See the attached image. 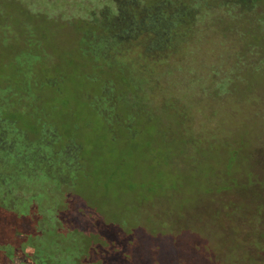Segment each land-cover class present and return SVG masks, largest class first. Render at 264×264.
Segmentation results:
<instances>
[{"label": "rangeland", "instance_id": "1", "mask_svg": "<svg viewBox=\"0 0 264 264\" xmlns=\"http://www.w3.org/2000/svg\"><path fill=\"white\" fill-rule=\"evenodd\" d=\"M110 1L0 0V85L20 69L31 31L46 59L33 85L49 77L47 71L59 72L64 83L48 92V103L34 101L45 104L60 127L61 117L73 118L85 151L75 198L68 195L72 208L95 220L96 229L112 225L110 236L120 238L118 251L105 252L101 244L104 264H236L239 254L230 255L226 245L264 263V249L233 233L241 227L239 212L259 205L264 217V0L206 1L195 38L160 68L150 109L121 115L131 120L126 129L92 115L85 91L71 88L86 66L66 22L85 21ZM213 32L219 36L212 43ZM200 61L219 68L211 73ZM213 79L222 82L225 96L208 99L198 90ZM252 155L253 166L246 167L244 158ZM85 228L95 232L92 224Z\"/></svg>", "mask_w": 264, "mask_h": 264}, {"label": "trees", "instance_id": "2", "mask_svg": "<svg viewBox=\"0 0 264 264\" xmlns=\"http://www.w3.org/2000/svg\"><path fill=\"white\" fill-rule=\"evenodd\" d=\"M206 1L111 0V5L90 12L85 21L66 22L77 33L76 51L86 66L71 88L85 91L90 113L107 118L110 128L126 129L131 120L128 124L123 120L124 112L134 117L150 109L158 93L160 68L181 55L195 38ZM217 34L212 43L217 42ZM31 36L30 31L23 42L20 69L7 85H0V251L26 264H104L101 244L105 252L118 251L120 238L110 236L112 225L100 224L103 229H96L95 220L72 208L68 195L75 198L74 180L83 175L85 151L73 132V118L61 117L60 127L44 111L45 104L34 101L48 103V92L58 89L62 78L57 71H47L49 77L43 74L42 82L33 85L44 73L41 64L46 66V59ZM238 57L245 61L242 53ZM197 65L211 73L213 66L219 68L215 62ZM222 85L213 79L198 90L214 99L226 95ZM52 110L49 106V113ZM253 160V155L244 158L246 167H252ZM259 207L243 214L238 206L232 211L234 216L238 213L235 221L241 226L234 227L233 233L261 252L264 217ZM88 224L96 233H89ZM226 251L243 255L242 249L227 245ZM247 264L264 263L249 259Z\"/></svg>", "mask_w": 264, "mask_h": 264}, {"label": "flooded vegetation", "instance_id": "3", "mask_svg": "<svg viewBox=\"0 0 264 264\" xmlns=\"http://www.w3.org/2000/svg\"><path fill=\"white\" fill-rule=\"evenodd\" d=\"M223 249V247L221 248ZM222 253V252H221ZM221 255V254H220ZM239 261L236 262V264H247V259H244L243 255H239ZM0 264H26L23 260L21 259H15L13 257H10V255L7 252H1L0 251ZM221 256H219V259ZM225 259V258H224ZM30 264V263H29Z\"/></svg>", "mask_w": 264, "mask_h": 264}]
</instances>
